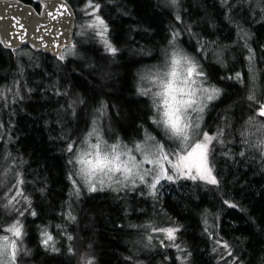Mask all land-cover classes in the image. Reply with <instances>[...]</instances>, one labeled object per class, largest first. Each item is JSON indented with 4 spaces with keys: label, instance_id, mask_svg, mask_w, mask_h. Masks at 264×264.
Instances as JSON below:
<instances>
[{
    "label": "trees",
    "instance_id": "1",
    "mask_svg": "<svg viewBox=\"0 0 264 264\" xmlns=\"http://www.w3.org/2000/svg\"><path fill=\"white\" fill-rule=\"evenodd\" d=\"M68 1L76 8L87 0ZM162 1L92 0L99 4L117 51L108 53L89 41L76 45L99 67L18 47L28 51L27 63L34 61V66L30 71L26 66L19 81L22 98L0 109L3 129L11 136L5 147L0 140V156L7 149L20 157L22 187L29 192L32 185L35 215L22 221L28 254L19 253L18 264H73L77 255V264L89 256L91 264H129L134 253L125 239L140 233L135 222L166 221L156 211L171 220L165 225L177 227L180 250L178 255L170 250L169 264H175L176 256L185 264H264V117L257 115L264 103V0L255 5L250 0H179L175 9ZM176 26L198 35L202 54L195 53L196 43L186 44L184 35L179 42L219 89L202 121L207 133H223L209 146L218 184L184 178L167 183L153 199L135 191L83 192L70 206L68 218H62L69 190L68 144L79 138L90 111L100 104L107 110L105 125L123 138L138 136L142 125H151L147 117L152 104L135 92V72L153 59ZM249 49L255 53L251 62ZM10 50L0 45V83L10 80L16 69ZM237 73L242 81L229 78ZM129 196L144 201L134 204ZM63 221L66 235L54 242L57 250L44 246L40 230L58 233ZM225 243L231 256L222 247Z\"/></svg>",
    "mask_w": 264,
    "mask_h": 264
},
{
    "label": "rangeland",
    "instance_id": "2",
    "mask_svg": "<svg viewBox=\"0 0 264 264\" xmlns=\"http://www.w3.org/2000/svg\"><path fill=\"white\" fill-rule=\"evenodd\" d=\"M177 1L179 3V0ZM250 1L253 3V5H255L257 0H250ZM162 2L165 4L169 2L170 4L173 5V9H175L176 7V3H173L172 0H163ZM73 8L76 16L74 22L72 42L68 46L64 47V49L58 55H56V57L59 60H63L65 58L67 59L69 57H75L81 60H86L90 66L96 65L99 67L100 63H95L92 58H87V56L82 51L77 49L76 43L77 42L85 43L88 41L94 42L95 44L102 46V48L105 49L108 53H112L109 51L108 47L104 43L105 39H107V41L110 43V40L108 38V28L105 36L101 37L98 34L100 31L99 28L90 27V25L96 22V16H99L101 19L103 18L101 14H99V11L95 13V16L89 14L92 11V9L87 7V1L84 2L83 4L76 5V8L75 7ZM175 11L177 12V10ZM177 17H179V14L175 13V18L177 19ZM181 23L185 25L186 21L183 20ZM178 28L179 27L176 26V30L174 29L171 32L168 41H166L165 44L158 49V52L156 55H154L153 59L147 64H143L139 66L135 72V80H134L135 92L139 95L148 98L152 104V113L147 117L151 125L150 126L142 125L140 127V132L138 136L135 137L127 136V138L125 137L123 138L119 135L117 131L111 128L108 125V123L105 125V119L107 118V110L104 105L100 104L90 111L88 115V123L86 125L87 127L80 134L78 139L77 137L74 139L75 141V144L73 145L74 152H76L77 146H79L80 151L87 149L88 144L85 143L86 140L90 139L92 143H96L97 142L96 136L98 135L103 141H106L107 144L109 145L113 143H119L122 149L124 148L125 145L127 146V148L132 149V154L136 157L137 162L142 161L145 154H147L149 158L155 159L156 155L158 154L157 145L162 144L164 147V151L169 153V159L172 160L173 163H175L176 155H183L184 149L186 147L190 148L195 142H199L202 139V136L200 134L206 132L203 129L202 121L205 114V109L208 103L211 101L206 99V93H204L203 89L205 88L209 90H211L212 88L218 89L216 86L208 82L205 75L196 78L197 83L192 86L197 90V96L202 99V104L205 106L203 112L192 111L191 109H189L188 116L191 118L193 127L190 131L189 139L187 142H183L179 138L172 137L171 133L164 127V125L162 123H159L162 117V110L157 111L155 107V104L159 103V100L153 94L159 91L160 89L153 85L152 79H155V75L157 72L164 73L171 70V59H172V54L174 52H179V54L182 57H187L189 60L196 63L198 65V69L203 72L196 57L193 54L189 53V50L184 46L183 43L181 44L179 42L181 36L184 35L183 37L185 38V42L187 40V42H191V43L193 42L192 44L196 43L193 48L195 53L202 54L204 50H202L201 48L198 35H193L191 32L184 30L183 32H181ZM25 50L26 49L23 48H16L10 50L16 69L14 72H12L13 76L10 78V80L0 83V109L3 106H7L6 104L14 103L16 99H19L20 97L22 98V91H21L22 87H20L19 81L22 79V76L23 78H25V75H23L25 67L27 66V71H30L34 66V61H32L31 63L30 62L27 63V61H30L29 59L31 57L28 51ZM61 55H63L64 57L63 59L60 58ZM186 66L187 65L182 63L179 66L178 71L181 74H183ZM27 77L28 79H30L31 74H28L26 78ZM199 106L201 105L198 104L195 105L194 107H199ZM115 110L117 112L118 109L115 108ZM2 115L0 114V118ZM197 124H199L198 128L196 127ZM93 128L96 129V135L89 137V133L93 131ZM1 132H2V136H0V140H2V144L5 147L8 144V142L11 140V136L8 135L5 128L3 129V124L0 121V133ZM150 137H154V139H150ZM137 144L144 145V149L140 152H137L135 149V145ZM76 154L78 155L79 153L76 152ZM73 155L74 153L70 152L69 160L73 158ZM0 157H1L0 158V243H2L3 237H8L9 241L11 240L16 241L17 244L16 264H18L17 257L19 253H22L23 255L28 254L27 251L28 246L27 244H25L26 231H24L22 221L25 220L27 217H30L32 213H34V207L33 208L31 207L32 200L30 199V195H29V192L32 193V185H30L29 192L25 187H22L21 185L23 195L15 196L17 189L13 187V185L16 183L18 177L22 178L19 168V166L21 165V159L20 157L16 156V154H13V152H10L7 149H4L1 152ZM69 165H70L69 174H68L69 190L67 193L68 195L67 199L64 202L62 208V218L65 219L68 218V213H69L68 210H70V206L77 201V198L83 192L91 193V191H89L88 189L87 184L84 183L81 178H79L74 174L79 170L80 165L76 164L75 162L69 163ZM164 167L168 170L169 175H173V179L172 180L161 179L160 183L157 184L156 186L154 194H153V190L150 188L149 185L154 181L158 169L156 168L155 165H148V164H142L141 171H143V169H151V173L145 177V182L143 183L137 179L136 180L137 186L135 188L131 187V185L128 184L127 186H123V187L121 185H113L112 188L106 186L104 190L118 192L119 195L122 192L135 191L139 194H144L146 196L148 195L150 198L153 199L154 196L160 193L162 188L166 187L167 183L186 178L184 176L174 175V170L171 168L170 164L165 163ZM72 180H76L77 182L75 187L73 186ZM77 187L79 189L78 192L76 190ZM97 187L99 188V185ZM113 188L119 189V191H114ZM129 200H131V202L134 204H139V203L142 204L144 198L141 196L136 198H132V196H129ZM147 208L151 209L150 206H148ZM154 215L162 216L161 218L164 217V220L166 221H163V223L159 225L153 224L151 220H144L142 222H137V223L135 222V224L132 223L135 230L140 229V233L132 234L129 238L125 239V241H127V243L129 244V247L131 248L130 249L131 252L134 253L133 256L130 257L129 259L130 261L129 264H169L170 250L174 251L176 255L179 254L180 249L178 243L175 242L176 238L175 240H169L162 231H159V229L169 228V227L177 229L176 225L174 223L165 225L166 222L169 223L171 220H169L168 217L164 216L161 211L154 212ZM139 218L140 216L134 217L133 219L137 220ZM17 221H19L20 225H22V236L20 238L14 237L11 232L6 231V229L10 228ZM65 226H66V222L63 221L61 228L58 230V233L50 232L49 229L43 227L39 233V239L41 243L44 246H47L49 249L56 251L57 243L54 244V242L55 241L59 242L60 234L66 235ZM46 233L48 235H51L53 238L51 241L48 242V244L44 243V241L47 238ZM209 233L211 235V231ZM55 237H59V238L56 239ZM175 237H176V232H175ZM89 257H86V261L84 262V264H91L90 260L88 259ZM179 260L180 259L178 258V261ZM178 261L176 256L175 264H185L184 262L178 263ZM77 262H78V255L73 261V264H77Z\"/></svg>",
    "mask_w": 264,
    "mask_h": 264
},
{
    "label": "snow or ice",
    "instance_id": "3",
    "mask_svg": "<svg viewBox=\"0 0 264 264\" xmlns=\"http://www.w3.org/2000/svg\"><path fill=\"white\" fill-rule=\"evenodd\" d=\"M172 2L176 3L177 0H172ZM87 7L92 9L89 13L90 15L95 16V13L99 11V5L94 4L92 0H87ZM67 11L68 9L65 6L64 12L66 13ZM90 27L99 28L100 31L98 34L101 37H104L107 33V25L99 16H96V22L90 25ZM104 43L110 52L113 54L116 53L117 50L112 47L107 39L104 40ZM249 52L248 60L251 62L255 59V53L251 49H249ZM60 58L63 59V55ZM182 63L187 65L183 74L178 71ZM203 75V72L198 69L196 63L187 57H182L179 52H174L171 59V70L164 73L157 72L155 79H152L153 85L160 89L153 94L159 100V103L155 104L157 111L162 110V117L159 123L164 125L172 137L179 138L183 142L188 141L190 131L193 127L191 118L188 116L189 109L197 112H203L204 110L205 105L202 104V99L197 96V90L192 87L197 83L196 78ZM229 78L243 80V77L239 73L235 77ZM203 91L206 93L207 100H212L219 95V89L216 88H212L211 90L205 88ZM248 99L255 100V97L250 95ZM198 104L201 106L194 107ZM257 115L264 117V103L259 104ZM196 127L198 128L199 124ZM222 134V132L216 135H209L206 132L200 134L202 139L199 142H195L190 148L186 147L183 155H176L175 163L169 159V153L164 151L162 144L157 145L158 154L155 159L149 158L145 154L143 160L137 162L136 157L132 154V149L127 148L126 145L122 149L119 143L109 145L98 135L96 136V143H92L90 139L85 141L88 144L87 149L80 151L79 146H77L76 152L79 153L78 155L73 149L75 141L69 143L66 150L74 153L69 163L75 162L80 165L79 170L74 174L87 184L91 192L102 191L106 186L112 188L113 185H121L123 187L130 184L131 187L135 188L137 186V179L143 183L145 182V177L151 173V169H143L141 171L142 164L155 165L158 172L154 181L149 185L154 194L156 186L160 183L161 179H173V175H169L168 170L164 167L165 163L171 165V168L174 170V175L184 176L192 180H202L213 185L218 184V180L213 175V169L210 166L209 146L213 141L218 140ZM93 135H96L95 128L89 133V137ZM150 139H154V137H150ZM135 149L137 152H140L144 149V145L137 144L135 145ZM23 183V179L18 177L16 183L13 185L17 189L15 196L23 195L21 189ZM72 183L74 187L77 184L76 180H72ZM98 185L99 188L97 187ZM76 190L77 192L79 191L78 187ZM113 190L119 191L116 188H113ZM230 206L235 207V205ZM32 215H35V213H32ZM6 231L11 232L14 237L20 238L22 236V225L17 221L10 228L6 229ZM159 231H162L169 240H175L176 238L175 232L177 229L175 228H163L159 229ZM46 237L44 243L48 244L53 238L47 233ZM222 247L228 250L227 254L229 256L232 255L226 243ZM16 254V241H9L8 237H3L2 243H0V264H16ZM232 264H234V260Z\"/></svg>",
    "mask_w": 264,
    "mask_h": 264
},
{
    "label": "water",
    "instance_id": "4",
    "mask_svg": "<svg viewBox=\"0 0 264 264\" xmlns=\"http://www.w3.org/2000/svg\"><path fill=\"white\" fill-rule=\"evenodd\" d=\"M33 1L38 8L23 0H0V45L6 49L26 45L56 56L72 42L74 8L68 0Z\"/></svg>",
    "mask_w": 264,
    "mask_h": 264
}]
</instances>
